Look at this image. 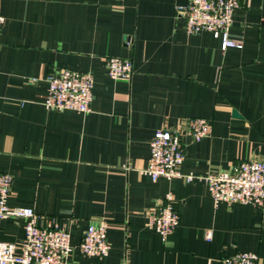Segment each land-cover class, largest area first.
Returning <instances> with one entry per match:
<instances>
[{
  "label": "crops",
  "instance_id": "obj_1",
  "mask_svg": "<svg viewBox=\"0 0 264 264\" xmlns=\"http://www.w3.org/2000/svg\"><path fill=\"white\" fill-rule=\"evenodd\" d=\"M188 0H0V173L12 177L8 206L31 208L64 227L66 264H221L254 252L264 264V210L215 204L208 174L264 161V0H241L221 50L210 33L186 32ZM109 57L132 61L130 80H112ZM94 81L90 111H48L49 74ZM201 118L212 134L182 137V174L143 173L161 129ZM179 215L164 240L148 214L166 194ZM105 223L109 253L81 254L90 225ZM211 232L210 240L205 233ZM24 221L0 220V242L19 247Z\"/></svg>",
  "mask_w": 264,
  "mask_h": 264
},
{
  "label": "built area",
  "instance_id": "obj_2",
  "mask_svg": "<svg viewBox=\"0 0 264 264\" xmlns=\"http://www.w3.org/2000/svg\"><path fill=\"white\" fill-rule=\"evenodd\" d=\"M241 0H188L180 7L186 32H207L220 41L221 50L241 49L242 44L231 38L230 28L234 11ZM3 18L0 17V23ZM107 76L115 81L130 80L133 75L132 61L127 58L109 57L105 61ZM48 90L43 105L48 111H90L94 81L90 74L59 70L47 77ZM212 134V126L205 119L193 118L180 124L178 130L161 129L154 133L149 143V157L143 173L152 181L182 178L192 182L197 178L182 174L180 167L185 158L182 137L199 142ZM210 198L217 205L224 203L249 204L264 210V161H243L229 171H219L203 178ZM12 177L0 173V220L5 218L24 221V238L19 247L0 242V264H66L72 251L70 234L64 227L46 226L42 217L31 208H12L7 199ZM172 195L163 200L148 214V225L164 240L179 225L180 218L171 207ZM210 240L211 232L205 233ZM107 225H90L84 232L79 251L87 257L103 259L109 253ZM221 264H259L254 252H238L221 260Z\"/></svg>",
  "mask_w": 264,
  "mask_h": 264
}]
</instances>
